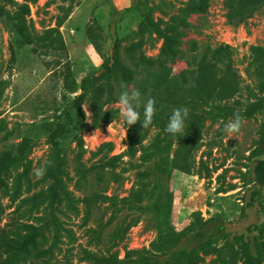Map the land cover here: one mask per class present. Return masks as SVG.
<instances>
[{
  "label": "rangeland",
  "instance_id": "1",
  "mask_svg": "<svg viewBox=\"0 0 264 264\" xmlns=\"http://www.w3.org/2000/svg\"><path fill=\"white\" fill-rule=\"evenodd\" d=\"M248 1L0 0L32 36L21 44L0 19V226L26 241L28 264H133L167 249V264H264L254 174L264 160V2L239 15ZM115 45L131 77L116 76L111 97L104 81L90 84L74 112L60 140L67 197L55 228L39 197L50 183L34 169L49 160L51 124ZM133 89L141 121L156 102L148 128L120 116L119 95ZM176 108L189 110L177 139L165 131ZM237 112L243 126L229 139Z\"/></svg>",
  "mask_w": 264,
  "mask_h": 264
},
{
  "label": "trees",
  "instance_id": "2",
  "mask_svg": "<svg viewBox=\"0 0 264 264\" xmlns=\"http://www.w3.org/2000/svg\"><path fill=\"white\" fill-rule=\"evenodd\" d=\"M264 0H250L244 4L243 8H240L238 14L243 16L245 11L252 12L257 9ZM235 10V9H234ZM0 19L4 20L6 25L10 27V31L18 36L21 44H30L32 42L31 33L28 30L26 17L19 12H8L5 9H0ZM7 26V27H8ZM48 35L52 32L48 31ZM164 53L166 55L172 54L171 41L166 39L164 45ZM66 69L63 72L64 82L66 81ZM118 75L123 76L125 79L131 77V71L126 67L121 59V55L118 46L115 45L113 52L109 58H107L101 66L100 72L96 75L85 77L81 82L82 94L73 100L72 109L65 110L51 125L47 135V143L50 146V157L46 163L47 169L45 179L49 181V187L39 194V197L45 201H48L49 209L51 210L52 223L55 228L59 226L57 219L54 215L55 206L58 205L63 199L67 197V191L65 188L64 175V160L62 155L61 138H63L69 129L73 126L75 121L74 112H81V102L89 94L88 88L90 84L104 81L108 87L109 97L113 93V81ZM77 111V112H76ZM27 146V141L24 142L18 149L21 153ZM9 155L5 156L2 160L9 161ZM254 174L256 177V183L264 187V160L259 161L254 168ZM0 264H28L26 258L22 257L21 251L25 250L26 241L22 237L10 236L4 233V229L0 226ZM139 257L133 262V264H167L172 258L170 249L164 252L163 257H157L156 255L148 252H138ZM191 254V253H190ZM189 254V257L191 256ZM17 259V260H16ZM97 263L103 264H115L117 260L111 258L97 259L94 258Z\"/></svg>",
  "mask_w": 264,
  "mask_h": 264
},
{
  "label": "clouds",
  "instance_id": "3",
  "mask_svg": "<svg viewBox=\"0 0 264 264\" xmlns=\"http://www.w3.org/2000/svg\"><path fill=\"white\" fill-rule=\"evenodd\" d=\"M122 87H124L122 85ZM120 116L127 122L129 126L135 125L141 122L143 128H148L153 123V117L155 115V100L152 98L147 99L144 103V119L140 120V113L136 110L141 106L142 98L139 89H133L131 91L124 90L119 95ZM187 108H176L173 110L170 116L169 123L165 128V131L171 134L176 139L180 136H184L185 132V119L188 116ZM244 118L237 112L234 114L224 127V131L229 139L237 138L243 126ZM47 169L45 167H39L34 169V175L36 179H42L46 175Z\"/></svg>",
  "mask_w": 264,
  "mask_h": 264
}]
</instances>
